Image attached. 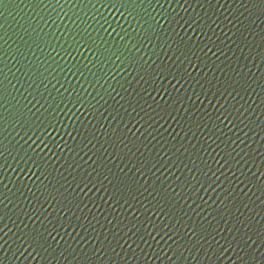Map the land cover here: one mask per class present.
<instances>
[{"label": "water", "instance_id": "water-1", "mask_svg": "<svg viewBox=\"0 0 264 264\" xmlns=\"http://www.w3.org/2000/svg\"><path fill=\"white\" fill-rule=\"evenodd\" d=\"M0 264H264V0H0Z\"/></svg>", "mask_w": 264, "mask_h": 264}]
</instances>
